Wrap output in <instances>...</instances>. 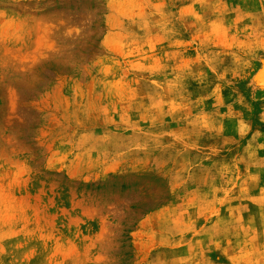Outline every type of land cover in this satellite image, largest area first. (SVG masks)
I'll return each instance as SVG.
<instances>
[{
    "label": "rangeland",
    "instance_id": "obj_1",
    "mask_svg": "<svg viewBox=\"0 0 264 264\" xmlns=\"http://www.w3.org/2000/svg\"><path fill=\"white\" fill-rule=\"evenodd\" d=\"M0 264H264V0H0Z\"/></svg>",
    "mask_w": 264,
    "mask_h": 264
}]
</instances>
